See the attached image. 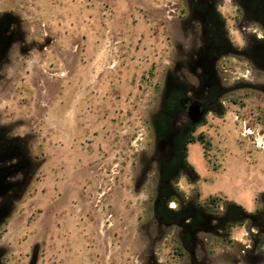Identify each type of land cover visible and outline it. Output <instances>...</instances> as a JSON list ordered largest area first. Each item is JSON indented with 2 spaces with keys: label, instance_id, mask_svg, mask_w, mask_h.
I'll return each mask as SVG.
<instances>
[{
  "label": "rangeland",
  "instance_id": "374dc122",
  "mask_svg": "<svg viewBox=\"0 0 264 264\" xmlns=\"http://www.w3.org/2000/svg\"><path fill=\"white\" fill-rule=\"evenodd\" d=\"M177 1L0 0L17 32L0 67V125L28 163L0 211V264L188 259L177 228L155 219L144 148L174 61ZM229 62L236 89L223 114L197 127L185 158L194 174L177 188L210 213L253 209L264 189V75L242 76L237 58ZM244 224L199 236L205 264H245Z\"/></svg>",
  "mask_w": 264,
  "mask_h": 264
},
{
  "label": "flooded vegetation",
  "instance_id": "af4514ba",
  "mask_svg": "<svg viewBox=\"0 0 264 264\" xmlns=\"http://www.w3.org/2000/svg\"><path fill=\"white\" fill-rule=\"evenodd\" d=\"M177 10L173 65L164 72L157 106L146 126L145 171L153 174L148 184L156 188L155 219L159 225L177 228L176 247L188 256L181 264L206 263L196 251L202 233H227L230 224L246 222L250 243L242 246L243 262L264 264V189L255 196L253 209L227 203L221 213L182 200L177 189L182 175L194 174L185 158L197 127L208 114H223L227 95L236 89L234 82L229 83V60L237 58L242 76L264 75V0H178ZM14 23L9 15L0 14V67L17 37ZM231 27L239 33L238 40ZM236 83L239 88L243 80ZM193 106L201 115L197 122ZM27 164L18 138L8 137L0 125V211L18 193L19 175Z\"/></svg>",
  "mask_w": 264,
  "mask_h": 264
},
{
  "label": "water",
  "instance_id": "95a60500",
  "mask_svg": "<svg viewBox=\"0 0 264 264\" xmlns=\"http://www.w3.org/2000/svg\"><path fill=\"white\" fill-rule=\"evenodd\" d=\"M191 112L193 113V120L194 121H199L200 120V118H201V115H200V113L197 111V108H196V106H193V107H191Z\"/></svg>",
  "mask_w": 264,
  "mask_h": 264
},
{
  "label": "trees",
  "instance_id": "16d2710c",
  "mask_svg": "<svg viewBox=\"0 0 264 264\" xmlns=\"http://www.w3.org/2000/svg\"><path fill=\"white\" fill-rule=\"evenodd\" d=\"M190 141H193V138H192V139H190Z\"/></svg>",
  "mask_w": 264,
  "mask_h": 264
}]
</instances>
